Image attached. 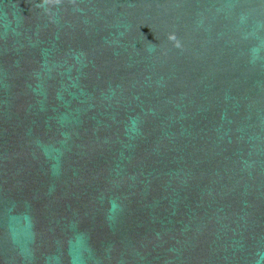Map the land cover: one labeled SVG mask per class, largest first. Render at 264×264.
<instances>
[{
    "label": "water",
    "instance_id": "95a60500",
    "mask_svg": "<svg viewBox=\"0 0 264 264\" xmlns=\"http://www.w3.org/2000/svg\"><path fill=\"white\" fill-rule=\"evenodd\" d=\"M0 264H264V0H0Z\"/></svg>",
    "mask_w": 264,
    "mask_h": 264
}]
</instances>
